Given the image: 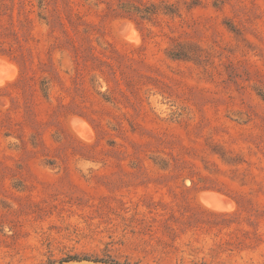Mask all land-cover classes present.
I'll return each mask as SVG.
<instances>
[{"label": "rangeland", "instance_id": "obj_1", "mask_svg": "<svg viewBox=\"0 0 264 264\" xmlns=\"http://www.w3.org/2000/svg\"><path fill=\"white\" fill-rule=\"evenodd\" d=\"M14 74L0 264H264V0H0Z\"/></svg>", "mask_w": 264, "mask_h": 264}, {"label": "bare ground", "instance_id": "obj_2", "mask_svg": "<svg viewBox=\"0 0 264 264\" xmlns=\"http://www.w3.org/2000/svg\"><path fill=\"white\" fill-rule=\"evenodd\" d=\"M15 75H16V74H14V77H13V76H11V77H4L3 80L0 82V85H2L3 83H5L6 81L11 80L12 78H15ZM13 80H14V79H13Z\"/></svg>", "mask_w": 264, "mask_h": 264}]
</instances>
